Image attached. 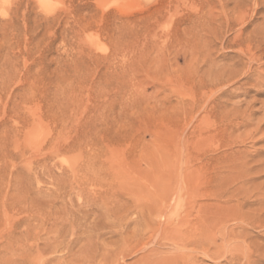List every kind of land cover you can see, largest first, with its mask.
Wrapping results in <instances>:
<instances>
[{
    "label": "rangeland",
    "instance_id": "1",
    "mask_svg": "<svg viewBox=\"0 0 264 264\" xmlns=\"http://www.w3.org/2000/svg\"><path fill=\"white\" fill-rule=\"evenodd\" d=\"M0 264H264V0H0Z\"/></svg>",
    "mask_w": 264,
    "mask_h": 264
}]
</instances>
